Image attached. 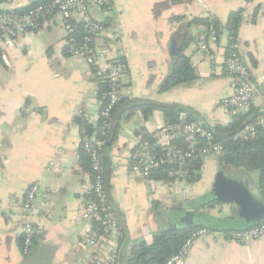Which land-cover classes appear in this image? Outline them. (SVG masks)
<instances>
[{"label":"crops","instance_id":"0c3cea01","mask_svg":"<svg viewBox=\"0 0 264 264\" xmlns=\"http://www.w3.org/2000/svg\"><path fill=\"white\" fill-rule=\"evenodd\" d=\"M38 1L0 0V11ZM111 1V12L93 8L92 16L114 32V40L105 38L110 46L107 59L118 58L128 66L120 82L124 102L111 122L117 135L103 149L108 198L120 222L119 264H127L135 242L176 225L169 210L177 211L178 224L193 226L202 219L196 212L205 210L223 166L229 177L245 183L264 209L260 172L221 165L216 155L202 158L200 179L195 182L165 183L131 174L129 160L143 134L156 140L166 136L165 114L161 109L147 118L140 110L124 114L129 106L144 101L178 104L214 132L231 124L238 113L245 116L242 125L264 112V0ZM235 10L242 11L235 42L258 86L247 110L237 113L221 105L234 91V79L226 68L232 37L224 32L211 41L215 30L206 37L204 26L190 24L194 18L209 16L226 23ZM188 34L192 39L183 47ZM65 36L64 20L57 15L42 18L36 29L17 36L12 45L0 37V264L86 260L79 248L86 234L80 211L90 197L92 175L80 164L84 135L76 117L88 115L94 125L99 121L100 83L89 74L85 60L66 52ZM203 40L209 43V54L200 48ZM172 47L179 55L184 52L197 77L161 90L178 59L172 56ZM35 181L42 187L35 201L38 212L28 217L23 198ZM28 219L39 232L25 255L19 239ZM229 232L211 230L195 243L185 264H264V238L242 244Z\"/></svg>","mask_w":264,"mask_h":264},{"label":"built area","instance_id":"2783aa9c","mask_svg":"<svg viewBox=\"0 0 264 264\" xmlns=\"http://www.w3.org/2000/svg\"><path fill=\"white\" fill-rule=\"evenodd\" d=\"M111 0H41L32 2L24 12L15 10L0 11V37L8 45L26 32L37 28L44 17L60 16L64 20L65 48L69 55L85 60L91 74L99 83L106 84V100H99V119L103 118L104 127L112 117L113 110L121 98L120 82L128 71V66L121 59H107L110 53L105 38L114 40L115 35L110 26L92 16L93 8H100L104 12H111ZM84 27V36L78 39L76 24ZM217 33L210 34L211 41H216ZM100 42V44H98ZM200 48L209 54L207 40L201 41ZM7 61V60H6ZM227 72L233 77L234 91L224 98L221 105L232 112L247 110L258 89L252 79L248 67L245 65L238 44L234 41L230 45L226 57ZM91 122L90 117L85 115ZM258 126H264V112L255 123L248 124L241 129L235 138H242L256 131ZM166 136L156 140L155 148L148 140L141 138L134 147L129 160V170L134 176L150 179L153 172L163 165L172 168L169 174L175 178L184 177L183 170L188 161L217 155L222 152L224 145L216 139L212 130L197 120H181L178 123L165 125ZM179 141V143H178ZM105 141L98 137H84L81 145L89 154L93 176L90 185V197L80 211V217L86 221V234L79 242V248L85 252L86 260L83 264H119V220L112 209L107 189L105 187L103 149ZM40 181L33 182L23 198V210L26 216H35L38 212L35 201L41 195ZM211 230L200 227L193 231L186 239L179 252L171 256L165 264H185L191 255L195 243L207 235ZM37 226L26 220L23 225V252L28 253L38 235ZM229 236L234 241L250 244L254 240L264 238V220L259 224L240 231H230ZM103 251L104 254H97Z\"/></svg>","mask_w":264,"mask_h":264},{"label":"trees","instance_id":"16d2710c","mask_svg":"<svg viewBox=\"0 0 264 264\" xmlns=\"http://www.w3.org/2000/svg\"><path fill=\"white\" fill-rule=\"evenodd\" d=\"M28 7L16 9L15 11L24 12ZM181 17H175L174 19H180ZM242 11L235 10L230 13L226 23L221 22L218 18L214 16L204 17V18H194L190 23L191 25H202L206 29L205 35L208 37L212 30H215L220 36L224 32L232 37V41H235L237 30L241 25ZM76 35L78 39H82L84 36L83 24L77 23L76 25ZM192 36L188 34L184 41V46L188 45L191 41ZM231 41V42H232ZM1 49H0V59H1ZM124 61V60H122ZM197 73L194 66L187 56H185L182 51L179 55L176 63L173 66V70L170 75L166 78L161 90H168L172 87L181 85L185 82L196 79ZM107 86L106 84L100 83V97L104 101L106 100ZM124 102L123 98H120L116 104L112 117L107 120L108 126L104 127L103 118L94 125L93 123L86 120L83 114L76 117V122L80 125L84 137L94 136L101 138L105 141L104 148L108 140L113 136L116 137L115 127L111 126L113 120V115L118 106ZM161 109L165 114V125L175 124L181 120H196L193 116V112L189 108H184L178 104H156L149 101H144L141 103L133 104L129 106L124 114L131 115L135 110H140L141 113L147 118L155 110ZM263 112L259 113L249 122L241 123L245 119L243 114L238 113L235 115V119L229 125L217 127L214 130L216 139L223 143L224 148L221 153L217 154L216 157L221 165L229 164L234 167H244L248 171H259L260 180L258 183L259 191L264 199V126H258L256 131L248 134L242 138H235V135L243 129L248 124L255 123L257 119L262 115ZM184 114V115H183ZM219 131V133H218ZM142 139L148 140L155 148L154 151H158L160 148L156 146V139L150 133H145ZM179 143V141H178ZM81 159L80 164L84 170L88 171L92 176V164L89 154L80 145ZM104 178L105 187L108 179V173L106 172L104 156ZM203 167L202 158L193 159L188 161L184 167L186 175L181 177L180 180H187L189 182H195L200 179V172ZM172 166L163 165L156 169L151 178L159 181H164L165 183H172L174 181H179L177 178L169 174ZM107 189V187H106ZM206 204V203H205ZM204 204V207H205ZM211 205V204H210ZM209 206V205H207ZM120 223V222H119ZM200 227H207L211 230L209 226L204 225H193V226H182V227H171L163 230H159L152 234L148 239H143L135 242L131 248L130 256L128 258L127 264H165L166 261L173 255H175L181 249L182 245L186 239L192 234L193 231ZM120 240V238H119ZM35 241V240H34ZM19 243L23 248V237L19 239ZM30 252V251H29ZM24 253L25 255L29 254Z\"/></svg>","mask_w":264,"mask_h":264},{"label":"water","instance_id":"95a60500","mask_svg":"<svg viewBox=\"0 0 264 264\" xmlns=\"http://www.w3.org/2000/svg\"><path fill=\"white\" fill-rule=\"evenodd\" d=\"M171 54L175 59L179 57L175 47ZM224 168L215 177L205 210L196 212L202 218L196 225L209 226L214 231H240L259 224L264 220L261 202L242 180L229 177Z\"/></svg>","mask_w":264,"mask_h":264},{"label":"rangeland","instance_id":"374dc122","mask_svg":"<svg viewBox=\"0 0 264 264\" xmlns=\"http://www.w3.org/2000/svg\"><path fill=\"white\" fill-rule=\"evenodd\" d=\"M210 199V196H208L207 197V200L206 201H208ZM174 210H176V209H174ZM170 211V213H171V215L172 216H174L173 217V220H175L174 222L176 223V225L175 226H172V227H182V226H187V224H178V215H177V211H172V210H169ZM171 220V219H170Z\"/></svg>","mask_w":264,"mask_h":264}]
</instances>
